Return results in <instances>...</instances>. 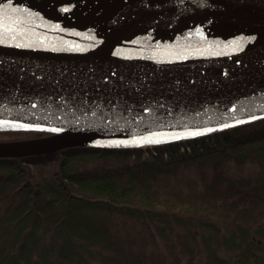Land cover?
<instances>
[{"label": "water", "instance_id": "water-1", "mask_svg": "<svg viewBox=\"0 0 264 264\" xmlns=\"http://www.w3.org/2000/svg\"><path fill=\"white\" fill-rule=\"evenodd\" d=\"M80 1H0V130L55 132L0 142V156L159 145L264 118V46L217 47L143 9L106 34L109 7L84 0L78 13ZM167 1L264 32V0Z\"/></svg>", "mask_w": 264, "mask_h": 264}, {"label": "trees", "instance_id": "trees-1", "mask_svg": "<svg viewBox=\"0 0 264 264\" xmlns=\"http://www.w3.org/2000/svg\"><path fill=\"white\" fill-rule=\"evenodd\" d=\"M52 130H0V142ZM0 264H264V118L144 147L0 156Z\"/></svg>", "mask_w": 264, "mask_h": 264}, {"label": "bare ground", "instance_id": "bare-ground-1", "mask_svg": "<svg viewBox=\"0 0 264 264\" xmlns=\"http://www.w3.org/2000/svg\"><path fill=\"white\" fill-rule=\"evenodd\" d=\"M1 1V0H0ZM84 0L80 1L77 12L80 13ZM117 4V5H116ZM107 5L109 8L103 17V29L99 27V30H106V34H109L110 30H118L121 26V22L125 20V16L128 10H146L150 16L154 14H162L169 16L173 21H179L180 23H190L196 31L191 35L205 36L203 40L207 42L216 43L217 47H252V46H264V32L249 29L238 26L227 21L217 19L208 14L199 12L197 10L181 6L179 4L167 1V0H100L98 4V12ZM118 9V13L114 10ZM135 8V9H134ZM116 16H114V14ZM134 13V12H133ZM92 14V11L88 14L85 27L92 31L95 27V21L97 18ZM136 14V13H135ZM113 17H117V23H112ZM115 28V29H113Z\"/></svg>", "mask_w": 264, "mask_h": 264}]
</instances>
